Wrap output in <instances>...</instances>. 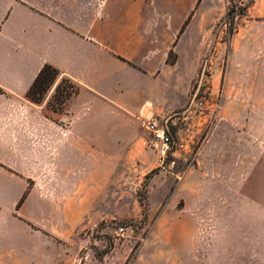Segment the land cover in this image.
Wrapping results in <instances>:
<instances>
[{
	"label": "crops",
	"instance_id": "0c3cea01",
	"mask_svg": "<svg viewBox=\"0 0 264 264\" xmlns=\"http://www.w3.org/2000/svg\"><path fill=\"white\" fill-rule=\"evenodd\" d=\"M207 1L192 0L172 12L185 18L178 47H208L203 19L215 17L216 1L212 10ZM158 17V8L144 7L143 0H0V264H46L42 258L57 255L54 234L44 231L60 219L48 212L28 214L27 205L37 199L33 190L20 210L22 218H15L16 203L9 195L14 188H92L95 146L108 153L114 129L128 134L119 143L133 144L129 134L138 131L148 106L155 112L173 107L176 80L198 77L201 62L194 63L189 78L186 58L168 63L167 45L160 43L170 39L174 47L180 28L160 26ZM245 34L236 31L232 44ZM260 36L264 32L255 37L257 48ZM239 65L231 64L232 71ZM45 66L60 72L53 90L64 78L78 88L64 113L28 98ZM255 90L253 97L263 100L264 86ZM247 109L264 111V101ZM226 125L215 126L183 184L231 188L246 219L252 214L263 219L264 139L239 137L238 130L228 137ZM233 251L238 257H264V247Z\"/></svg>",
	"mask_w": 264,
	"mask_h": 264
},
{
	"label": "rangeland",
	"instance_id": "374dc122",
	"mask_svg": "<svg viewBox=\"0 0 264 264\" xmlns=\"http://www.w3.org/2000/svg\"><path fill=\"white\" fill-rule=\"evenodd\" d=\"M191 1L143 0L144 7L152 3L158 8L160 26L180 28L174 47L170 39L160 43V47L167 45L169 61L186 58L188 78L194 74V63L201 62L198 77L176 80L173 107L155 112L148 106L138 131L129 134L133 144L119 143L128 134L114 129L108 153L96 145L90 152L95 171L92 188H14L9 194L16 203L15 218H22L20 210L33 190L37 199L27 205L28 214L48 212L60 219L45 226L49 229L44 232L51 230L56 238L57 252L42 258L46 264H264V257H238L233 251L264 247V240L256 239L264 235V218L252 214L246 219L242 200L234 197L231 188L183 184L186 173L195 171L198 154L219 122L227 123L228 137L237 136L238 130L239 137L264 139V111L247 109L248 104L264 101L253 97L255 89L264 86V36H260L261 47H255L256 35L264 32V0H208V10L215 8L216 1V13L203 19L208 47L201 50L177 45L185 18L172 12ZM239 29L246 34L233 45ZM233 63L240 64L238 71H232ZM182 64L176 73L182 71ZM205 80L207 86H202ZM53 87L41 103L47 102L50 111L64 113L75 95L64 101L55 97ZM63 88L69 94L78 89L73 83H64ZM198 90L207 98V108L181 115ZM216 105L219 111L213 112ZM152 113L173 138L165 159L150 147L151 135L143 125L144 116ZM174 115L179 119H172Z\"/></svg>",
	"mask_w": 264,
	"mask_h": 264
},
{
	"label": "built area",
	"instance_id": "2783aa9c",
	"mask_svg": "<svg viewBox=\"0 0 264 264\" xmlns=\"http://www.w3.org/2000/svg\"><path fill=\"white\" fill-rule=\"evenodd\" d=\"M202 86H207L206 80L205 82H202ZM209 96H212V92ZM207 103V98L202 96L198 90V92L191 100L190 105L181 115H192L194 113H197L198 111L205 110L207 108ZM219 108L220 106L216 105L215 108H212L213 112L219 111ZM171 117L172 119L173 117L179 119V116L176 115ZM143 125L151 135V139L149 142L150 147L159 152L161 159H165L173 141L172 135L169 132L168 128L166 127V125L162 124L159 121L155 113H152L149 116H144ZM123 231L124 229L121 228L120 233H123Z\"/></svg>",
	"mask_w": 264,
	"mask_h": 264
},
{
	"label": "trees",
	"instance_id": "16d2710c",
	"mask_svg": "<svg viewBox=\"0 0 264 264\" xmlns=\"http://www.w3.org/2000/svg\"><path fill=\"white\" fill-rule=\"evenodd\" d=\"M169 64H173L174 62H170ZM60 78V72L52 66H45L40 74L38 75L37 79L35 80L33 86L29 90L28 98L34 102L40 104L42 102L43 97L51 90L57 80ZM64 83H72L69 79H62L61 83L56 88L55 97H62L63 100H68L72 97V95H76L78 93V89L73 94H69L66 88H63ZM74 87L73 85L71 86ZM1 92V90H0ZM23 199L18 204L20 207Z\"/></svg>",
	"mask_w": 264,
	"mask_h": 264
}]
</instances>
